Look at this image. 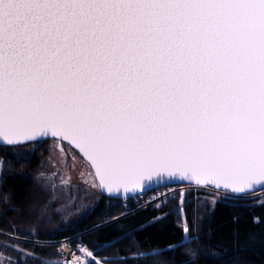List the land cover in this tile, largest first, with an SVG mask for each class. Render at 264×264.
Wrapping results in <instances>:
<instances>
[{
  "label": "snow or ice",
  "instance_id": "6c2138e0",
  "mask_svg": "<svg viewBox=\"0 0 264 264\" xmlns=\"http://www.w3.org/2000/svg\"><path fill=\"white\" fill-rule=\"evenodd\" d=\"M43 137L108 193L154 176L264 189V0H0V147ZM179 212L173 253L194 242Z\"/></svg>",
  "mask_w": 264,
  "mask_h": 264
},
{
  "label": "trees",
  "instance_id": "16d2710c",
  "mask_svg": "<svg viewBox=\"0 0 264 264\" xmlns=\"http://www.w3.org/2000/svg\"><path fill=\"white\" fill-rule=\"evenodd\" d=\"M40 152L21 159L0 152V264H64L58 245L35 242L63 240L73 247L85 245L87 254L99 260L89 264H185L189 248L196 253V264H264V201L258 198L228 197L202 216L187 204L194 242L184 241L188 247L174 253L168 246L189 235L181 228L177 198L159 208L134 205L127 212L122 200L103 195L73 227L45 231L40 225L42 191L32 176L40 166ZM157 250L163 251L155 254Z\"/></svg>",
  "mask_w": 264,
  "mask_h": 264
},
{
  "label": "rangeland",
  "instance_id": "374dc122",
  "mask_svg": "<svg viewBox=\"0 0 264 264\" xmlns=\"http://www.w3.org/2000/svg\"><path fill=\"white\" fill-rule=\"evenodd\" d=\"M39 149H41V163L38 169L32 173V176L38 184L39 189L42 191V195L39 199L42 203L40 208V220L42 222L40 225L45 231L63 229L66 228L65 226H67V228L73 227L74 224L88 215L103 197V192L99 186L94 169L76 150L71 148L66 143L58 140L36 142L17 147H5L0 150V152L15 156L17 159H21L25 157L30 158L31 155ZM0 162H2L3 165L2 158H0ZM49 177H52L56 184L55 200L52 198L53 189L51 187V182L48 179ZM60 177H63L64 185H70V187H60ZM169 192H171V195H169L166 199H162L160 202H156L155 204H159L161 206L165 202L177 198L179 199L180 204L179 209L181 207L184 208L185 216L187 204L194 206L196 213L199 214V216H202L206 210L213 208L218 201L225 199L223 196L217 195L220 191H213L208 187L179 185L166 189V193ZM229 197L235 198L233 196ZM150 198L151 196L147 197V199ZM256 198L264 201V191L245 197V199ZM123 204L127 212L132 211V207L134 205H131V207L128 208L125 201ZM137 208L139 207L137 206ZM185 222L187 223V220ZM10 237L16 238L14 236ZM17 239L30 241L18 237ZM35 242L40 244L58 245V241ZM87 253V248H82L81 254L84 257L86 264H89L90 261H99L98 258L92 255V253Z\"/></svg>",
  "mask_w": 264,
  "mask_h": 264
},
{
  "label": "water",
  "instance_id": "95a60500",
  "mask_svg": "<svg viewBox=\"0 0 264 264\" xmlns=\"http://www.w3.org/2000/svg\"><path fill=\"white\" fill-rule=\"evenodd\" d=\"M38 140L40 142L48 141V140H58V141L64 142L67 145H69L71 148L76 150L82 156V158L92 166L91 161H89L88 158L86 156H84V154L82 152H80V150L78 148H75V146L71 145L68 141L62 140L61 138H58V137H43V138H38ZM32 143H36V142L28 141V142H25L23 145H28V144H32ZM23 145H20V146H23ZM7 147H17V146H7ZM92 168L94 169V172H95V168L93 166H92ZM96 178L99 182V178L97 176H96ZM157 179L158 178L154 176L151 181H144L143 182L144 186H142L140 188H136V189L128 191V192H124V190L121 189L119 193H116V192L108 193L106 189H102V188L101 189H102L104 196L111 198V199H115V200H123V199H127V198H132V197H135V196L140 195V194L145 193V192H151L153 190L160 189L163 187L177 186V185L178 186L179 185L200 186V187H208V188L214 189L213 185H207V186L197 185V184H195L194 181L182 180V178H180V177H175V178L169 179L168 177L165 176V177H163V180L166 182H161V183H157ZM148 185H150V187H145ZM256 188H257V190L254 193H251L247 196H242L240 198L249 197L253 194L264 191V189H260V187L258 185L256 186ZM215 190L221 191L220 189H215ZM233 197H235V196H233ZM235 198H237V197H235Z\"/></svg>",
  "mask_w": 264,
  "mask_h": 264
},
{
  "label": "built area",
  "instance_id": "2783aa9c",
  "mask_svg": "<svg viewBox=\"0 0 264 264\" xmlns=\"http://www.w3.org/2000/svg\"><path fill=\"white\" fill-rule=\"evenodd\" d=\"M172 187H176V186H172ZM172 187H168V188H172ZM168 188L158 189L155 190V192L154 191L145 192L134 198L124 199L122 201L123 202L125 201L128 208H130L131 205H136L139 208H143L149 205L156 206L157 205L155 204L156 202H160L162 199H166L169 195H171V192L166 193V189ZM148 196H151V198L147 199ZM57 243L59 245V252L63 256L64 264H86L84 257L81 254L82 248H84L85 245H81L79 247H73L72 245H70L69 240H63Z\"/></svg>",
  "mask_w": 264,
  "mask_h": 264
}]
</instances>
